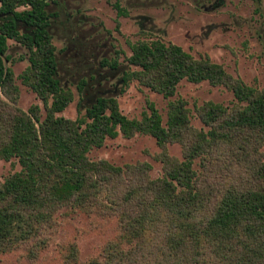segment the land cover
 <instances>
[{"label": "trees", "instance_id": "16d2710c", "mask_svg": "<svg viewBox=\"0 0 264 264\" xmlns=\"http://www.w3.org/2000/svg\"><path fill=\"white\" fill-rule=\"evenodd\" d=\"M50 0H0V159L15 161L20 171L0 186V254L37 237L65 206L84 208L123 169L89 158L109 139L153 137L165 149L183 146V160L161 156L164 174L148 180L139 198V212H125L120 234L105 248L103 261L87 264H264V88L248 86L209 57L194 58L161 40L131 45L122 83L138 82L165 99L176 96L181 82H208L229 88L236 101L229 109L207 103L199 108L209 130L194 131L183 99L168 103L167 120L155 104L141 119L122 113L116 98H98L75 120L60 116L74 101L58 78V60L50 32L54 13ZM118 15L123 10L116 4ZM27 31L22 32L20 27ZM9 41L27 49L29 66L23 84L43 102L27 112L8 108L2 95L18 92L15 74L6 66ZM119 68L118 60H102ZM85 83L79 90L83 91ZM10 107V106H9ZM233 174L222 184L201 183L195 162ZM150 169L149 165L145 166ZM211 172V171H207ZM137 190V189H136ZM64 264L78 261L76 246Z\"/></svg>", "mask_w": 264, "mask_h": 264}, {"label": "rangeland", "instance_id": "374dc122", "mask_svg": "<svg viewBox=\"0 0 264 264\" xmlns=\"http://www.w3.org/2000/svg\"><path fill=\"white\" fill-rule=\"evenodd\" d=\"M116 4L123 15H118ZM48 11L56 14L50 32L56 48L58 78L62 87L74 94L73 103L60 114L67 119L84 115L103 97L116 98L120 110L130 119H141L148 111V103H153L165 123L168 103L183 99L190 110L191 126L197 132L209 130L199 117V108L210 102L229 109L235 106L229 88L208 82L183 81L176 96L169 100L138 82L124 87L126 58L131 56V45L139 41L161 40L178 45L196 59L209 57L248 86L264 88V0H50ZM3 21L5 18L0 16V24ZM20 29L27 31L22 26ZM7 54L10 61L6 66L15 74L18 92L11 90L2 99L8 108L24 112L39 105L44 118L43 102L20 79L29 66L27 49L9 41ZM116 59L117 70L101 65L102 60ZM164 152L172 159L183 160L182 145L170 144L163 149L153 137L139 134L130 139H109L102 148L93 149L89 154L92 161H107L122 168L123 174L110 180L84 208L65 206L58 210L37 237L0 254V264H64L72 246L78 249L75 264L103 261L106 246L120 234L122 214L140 211L138 201L142 196L127 201L129 192L133 189L142 193L148 180L163 176ZM261 152L264 156V145ZM204 165L201 160L195 162L204 184L218 186L227 181L229 173L233 174L227 167L217 170L207 166L206 170L211 171L207 172ZM18 171L20 166L15 161L0 159V186Z\"/></svg>", "mask_w": 264, "mask_h": 264}]
</instances>
